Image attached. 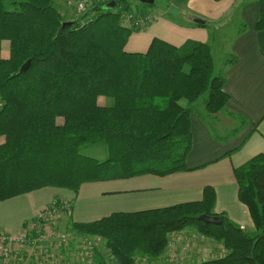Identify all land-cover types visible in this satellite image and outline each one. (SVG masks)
Listing matches in <instances>:
<instances>
[{
  "label": "trees",
  "instance_id": "1",
  "mask_svg": "<svg viewBox=\"0 0 264 264\" xmlns=\"http://www.w3.org/2000/svg\"><path fill=\"white\" fill-rule=\"evenodd\" d=\"M133 2L118 0L124 9ZM257 2L254 28L263 30L264 0ZM104 5L93 19L87 13L66 18L71 8L64 13L57 0H0V200L47 186L75 193L86 182L187 170L192 105L205 96L204 109L213 114L229 101L208 43L175 46L154 37L145 52H127L129 36L139 29ZM68 20L73 24L61 27ZM100 95L107 100L102 107ZM95 143L106 145L104 160L82 153ZM234 176L252 231L223 216L219 225L198 218L215 215L208 186L200 201L84 223L69 217L64 226L103 238L96 264L165 256L168 234L190 225L226 250L200 264H264V153L236 167Z\"/></svg>",
  "mask_w": 264,
  "mask_h": 264
},
{
  "label": "crops",
  "instance_id": "2",
  "mask_svg": "<svg viewBox=\"0 0 264 264\" xmlns=\"http://www.w3.org/2000/svg\"><path fill=\"white\" fill-rule=\"evenodd\" d=\"M150 14L153 17L150 25L131 33L125 51L145 52L154 37L175 46L187 41L206 42L212 55L214 46L224 47L219 73L224 76L223 90L229 95V101L223 110L238 119L241 117L245 124L241 128L239 125L236 132H227L217 128L216 114L210 116L201 111V116L193 108L192 143L185 161L187 170L86 182L75 193L47 186L0 200V230L18 231L39 207L57 197L71 199L70 220L84 223L114 212L200 201L207 186L215 193V215L226 217L246 231L254 229L246 205L238 199L234 169L252 156L264 153V29L254 28L258 2L164 0ZM196 17L205 21V25L194 22ZM224 251L219 245L217 256L212 258L224 255ZM164 257H159L158 264H162Z\"/></svg>",
  "mask_w": 264,
  "mask_h": 264
},
{
  "label": "built area",
  "instance_id": "3",
  "mask_svg": "<svg viewBox=\"0 0 264 264\" xmlns=\"http://www.w3.org/2000/svg\"><path fill=\"white\" fill-rule=\"evenodd\" d=\"M109 1L73 0L69 7L73 16L87 13V18L93 19L97 8ZM114 1L112 10L119 12L123 23L143 30L152 22L150 12L139 10L134 2L130 9H124L118 0ZM71 212L72 200L61 197L39 207L18 231L0 230V264H96L103 239L65 228L63 223Z\"/></svg>",
  "mask_w": 264,
  "mask_h": 264
},
{
  "label": "rangeland",
  "instance_id": "4",
  "mask_svg": "<svg viewBox=\"0 0 264 264\" xmlns=\"http://www.w3.org/2000/svg\"><path fill=\"white\" fill-rule=\"evenodd\" d=\"M73 2V0H57V4L61 6L62 11L65 13V9L69 8V5ZM135 5L139 10H143L146 12H154L155 9L159 5L164 4V0H155L154 4H144L138 0H134ZM73 10L72 8L65 13L64 17L71 18L74 17L73 13L70 12ZM9 50V42L7 40H3L1 42V54L2 56H8ZM225 55V48L220 47L217 49L214 46L213 50V62L215 64V71L219 72L222 68L223 64V56ZM205 96L200 97L192 107L196 110V112L202 116L201 111H205L204 109V98ZM107 104V100L104 96L97 97V105L104 106ZM202 112V113H204ZM217 115V121L215 124L217 128L224 129L227 132H231L232 130L240 128L245 122L237 117H233L229 115L224 110H220L216 113L210 114ZM236 132V131H235ZM233 133V132H232ZM4 141V136H0V142ZM83 154L89 157L96 158L98 160H104L108 156V150L105 144L103 143H95V144H88L81 148ZM97 235V234H93ZM99 236V235H98ZM101 237V236H100ZM102 238V237H101ZM103 239V238H102ZM104 244V241H103ZM168 248L166 249L164 260L162 264H193V263H200L203 261L208 260L210 257L217 256V247H222L224 250L225 248L217 241L216 238L208 237L205 235H201L197 228L194 225L185 226L183 229L177 232H170L168 234V241H167ZM185 249V250H184ZM226 251V250H225ZM224 251V252H225ZM107 252H110V249L107 248ZM175 253V254H173ZM164 254V253H163ZM98 255V254H97ZM155 258L154 260H146L144 258L137 257L135 259V264H150L154 261V264H158V260L160 258ZM182 258V259H181ZM157 260V261H156ZM108 264H116L114 262H109Z\"/></svg>",
  "mask_w": 264,
  "mask_h": 264
},
{
  "label": "water",
  "instance_id": "5",
  "mask_svg": "<svg viewBox=\"0 0 264 264\" xmlns=\"http://www.w3.org/2000/svg\"><path fill=\"white\" fill-rule=\"evenodd\" d=\"M141 3L144 4H154L155 0H138ZM116 6V2L114 0H111L109 2H107L103 7L107 8V9H112ZM194 22H200L203 20L199 19V18H194L193 19ZM73 22L68 20V21H64L61 25V27H64L66 25H72ZM29 66V60H27L21 67H20V71H24L27 69V67ZM198 218L203 221L205 224L209 225H219L223 222V218L221 216L218 215H207V214H201L198 216Z\"/></svg>",
  "mask_w": 264,
  "mask_h": 264
}]
</instances>
